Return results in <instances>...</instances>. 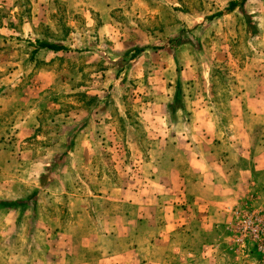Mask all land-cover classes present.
Listing matches in <instances>:
<instances>
[{"label":"crops","instance_id":"obj_1","mask_svg":"<svg viewBox=\"0 0 264 264\" xmlns=\"http://www.w3.org/2000/svg\"><path fill=\"white\" fill-rule=\"evenodd\" d=\"M63 1L66 4L87 1L84 10L103 21L112 20L113 9L125 4L135 5L137 17H143L150 7L149 0L147 3L145 0ZM33 2L42 8L41 4H48L50 0ZM0 3L4 4V0ZM244 9L253 15L257 30L253 38L264 39V12H261L264 0H246ZM207 16L201 17L204 19ZM221 18L215 17L210 22H220ZM4 24L3 21L2 29L11 34L13 29ZM135 31L139 37L149 33L139 28ZM138 46L144 49L132 67L137 59L149 52L172 55L173 58L168 55L169 61L165 62L168 64L163 67L166 70L160 75L167 103L173 99L177 80L182 85L192 83V78L187 79L184 75L186 67H189L184 57L173 53L178 47L163 44L162 48L143 42ZM142 68L143 77L145 69L144 66ZM253 74H248L247 87H242L237 97L224 103L223 113L227 117L226 129L230 132L229 150L236 157L229 162L235 165L238 179L243 184L241 191L251 178L256 179L250 191L256 194L255 206L264 208V159L262 153L255 155L256 150L264 148V142L250 137L252 129L246 124L243 130L248 138L242 143V148L239 149V145L232 140L235 120L252 114L257 119H264V96L255 89L261 76ZM244 77L243 72L237 77L235 75V81L245 83ZM211 81L209 74L207 82ZM6 91L0 90V117L17 105L21 107L0 134V240H8L10 244L0 264H170L172 261L183 264L184 257L192 256L190 252L183 256L178 246L185 241V232L188 233L187 241L197 235L216 236L219 228L231 225L237 211L238 194L234 180L226 182L217 178L216 164L223 162L220 160L222 153L214 149L219 141L218 113L210 106L192 107L198 96L205 102L210 97L212 99L211 86L209 93L204 90L196 95L191 89L185 92L188 119L178 111L177 119L171 120L167 103L160 104L155 112L148 101V106L137 112L144 136L142 139L130 136L123 143L128 145L130 157L124 156V160H130L131 174L127 172V175L131 182L125 181L128 177H121L116 169L113 170L114 178H110L104 165L99 163L103 157L98 158L95 154L98 149L120 145L114 128L115 142L108 143L105 138L108 128L114 126L111 117L106 116V109L97 114L96 120L92 121L89 117L82 120L71 149L61 157V166L51 173L55 158L66 150L69 126L65 127L61 138L44 143L43 154H34V147L28 142L39 143L37 139H41L40 113L35 106L22 102L25 98L21 100L19 95L10 96ZM186 96L190 98L188 103ZM234 103L239 107L234 109ZM256 123H260L259 120ZM15 146L17 150H13ZM23 164L27 167L24 174L21 173ZM78 164L85 170L82 171L84 178L92 177L93 173L97 180H94L95 185H87L86 179H80L83 188L81 193L76 194L68 185L76 183L71 179L75 177L73 173L79 176V172L73 170ZM49 174L51 179L42 184L41 176ZM62 199L63 202L60 201ZM21 200L28 202L23 206L3 205L4 202ZM202 230L204 234H201ZM30 241L39 242L44 251L42 257L29 258L26 246Z\"/></svg>","mask_w":264,"mask_h":264},{"label":"rangeland","instance_id":"obj_2","mask_svg":"<svg viewBox=\"0 0 264 264\" xmlns=\"http://www.w3.org/2000/svg\"><path fill=\"white\" fill-rule=\"evenodd\" d=\"M230 1L149 0V12L143 17L134 13V4H125L113 9L112 20L107 21L84 10L87 1L66 4L63 0H50L48 4L47 1L41 4L42 8L33 0H4V4L0 3V90H8L6 92L10 96L19 95L21 100L25 98L22 102L35 106L39 111L41 139H37L39 143L28 142L34 147V154H43L44 143L61 138L66 126L71 127L67 129L69 136L75 137L78 131L74 129L82 124L84 118L96 120L97 114L106 109V116L111 117L114 126L108 128L105 138L108 143L115 142L114 128L120 145L98 149L95 154L98 158L103 157L99 163L104 165L110 178H114L115 169L126 179L131 174L130 160H124V156L130 157L128 145L123 143L130 136L137 139L144 136L137 112L146 108L148 101L155 112L167 103L160 75L166 70L163 67L168 64L165 63L169 61L168 55H172L149 52L137 59L132 67L134 61L131 63L128 59L129 51L141 42L157 47L167 45L169 38L183 30V41L176 43L179 49L173 53H179L176 56L184 57L189 65L184 75L187 79L192 78V83L183 85L184 91L195 90L199 95L204 90L209 93L211 86L212 99L210 97L205 102L198 96L192 107L210 106L218 113L219 141L214 149L222 153L220 160L223 162L216 164L217 178L226 182L234 180L238 194L237 211L231 225L217 229L216 236L197 235L186 241L188 233L185 232V241L178 246L183 256L187 252L192 256L184 257L183 264H264V208L255 206L256 194L250 191L256 179L251 178L242 190L244 193L241 191L243 184L238 179L235 165L229 162L234 161L235 154L229 150L230 132L226 129L227 117L223 113L224 103L237 97L242 87H247L248 74L261 76L255 89L264 96V51H260L264 50V39L253 38V33L257 32L253 15L245 11L244 5L231 12L226 11ZM203 15L212 18L206 21V17H201ZM215 15L223 17L220 22L211 24ZM3 21L4 26L13 29L11 34L2 29ZM138 28L150 34H140L139 37L135 31ZM37 41L59 44L63 50L40 48ZM142 66L145 69L143 77ZM242 72L245 83H238L235 75L237 77ZM139 73L142 74L137 77ZM169 74L172 75V71ZM209 74L211 83L207 82ZM186 101H190L188 96ZM236 104H233L234 109L239 107ZM19 107L21 105L1 115L0 134L12 122ZM258 120L260 123H256ZM235 121L232 140L239 149L248 138L243 130L245 124L252 129L250 137L264 142V119H257L252 114ZM14 149L17 150L16 146ZM257 153H262L264 159V148L256 150L255 155ZM26 169L23 164L21 173L24 174ZM73 170L78 171L79 176L73 173L75 177L71 181L76 180V183L68 185L72 193H81L83 184L80 179H86L87 185L96 184L93 173L92 177L82 176L85 170L79 164ZM227 174H230L229 178ZM129 180L130 177L125 181ZM203 230L201 234H204ZM9 248L8 240H0V261ZM26 252L32 259L42 257L44 251L38 241H30Z\"/></svg>","mask_w":264,"mask_h":264},{"label":"trees","instance_id":"obj_3","mask_svg":"<svg viewBox=\"0 0 264 264\" xmlns=\"http://www.w3.org/2000/svg\"><path fill=\"white\" fill-rule=\"evenodd\" d=\"M246 0H231L229 2V6L227 7L226 11L227 12H231L233 11L235 8L237 7H242L244 5ZM221 15V13H219ZM215 17H219L217 15H215L213 17V19ZM211 16L210 17H206V21H209L211 20ZM182 33H183V30H180L178 32V34L174 37V38H169L167 40V45L168 46H175L176 47V43L177 42H181L183 41L182 40ZM256 33V31L254 32ZM253 33V34H254ZM37 45L40 47V48H48L50 50H53V51H59V50H63V46L59 45V44H51V43H47V42H41V41H37L36 42ZM162 48L164 46H161ZM143 47L142 46H136L134 49H132L131 51H129V57L128 59L130 60V62L132 63L133 61H135V59L137 58V56L139 55V53H141L143 51ZM127 54V53H126ZM185 91H184V88H183V85L182 83H180L179 80L176 81V84H175V93H174V96H173V99L171 102H168L166 104V109H167V113L169 114V117L171 120H176L177 119V114L176 112L178 111H181L185 114V117L186 119H188V113H187V107L185 105ZM95 100L98 99L97 97L94 98ZM83 124V123H82ZM82 124H78L77 127H75L74 130L78 131ZM71 127H68V130L70 129ZM76 134V132H75ZM73 138L74 136H69V134L67 135V143H66V150L62 153V154H59L56 158H55V161L53 162V167L50 169L51 173H54L60 166H61V162L63 160V158H61L63 155H65L67 153V151L69 149H71L72 147V143H73ZM58 167V168H56ZM49 179H51V176L50 174L49 175H43L41 176V183L42 184H45ZM27 200L25 202V200H21L19 202H4L3 205H9V206H16L17 204H20L21 206L23 205H26L27 204ZM0 205H2V203L0 202ZM5 207V206H4Z\"/></svg>","mask_w":264,"mask_h":264}]
</instances>
